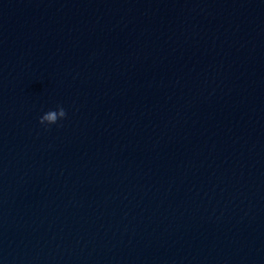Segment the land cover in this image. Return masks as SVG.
<instances>
[{
    "label": "clouds",
    "instance_id": "obj_1",
    "mask_svg": "<svg viewBox=\"0 0 264 264\" xmlns=\"http://www.w3.org/2000/svg\"><path fill=\"white\" fill-rule=\"evenodd\" d=\"M66 111L62 106H57L56 110H50L40 117L39 123L41 125H52L56 124L58 120L66 117Z\"/></svg>",
    "mask_w": 264,
    "mask_h": 264
}]
</instances>
